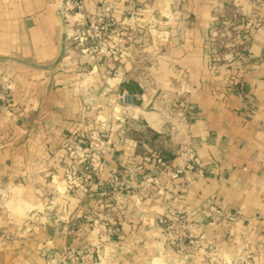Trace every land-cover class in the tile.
<instances>
[{
  "label": "rangeland",
  "instance_id": "obj_1",
  "mask_svg": "<svg viewBox=\"0 0 264 264\" xmlns=\"http://www.w3.org/2000/svg\"><path fill=\"white\" fill-rule=\"evenodd\" d=\"M53 9L57 22L52 38L53 56L35 63L32 58L4 55L0 56V64L5 65L8 73L15 72L8 65H15L40 72H64L72 78L70 83L58 86L52 82L48 86L55 97L49 100L51 104L54 101L52 106L63 108L62 102L68 103L69 99L62 97V91L68 90L80 111L73 119L74 128L64 132L61 143L52 149L62 157L45 169L26 171L19 181L22 188H28L31 196L39 200L38 214L50 224L52 232L69 237L61 250L62 264H80L88 245L100 250L99 264L123 262L126 251L134 250L140 241L117 239L115 233L120 226H112L111 220L119 217L130 220L144 209V203L157 206L156 200L164 201L166 208L154 216L157 222L151 228L156 235L149 241L153 248L146 251L142 261L125 264H190V257L200 248L196 234L208 226L215 230L223 227L233 237L210 243L206 249L210 257L203 264H254L249 242L241 237L251 231L250 219L210 206L203 208L196 219L189 220L182 207L184 193L169 192L163 187L184 189L197 180V174L201 176L186 114L189 77L168 58H173L174 48L182 52V47H186L183 57L193 53L207 62L209 72L213 71L209 83L214 88L230 89L231 78L228 82L224 80L227 78L221 69L224 67L227 72L226 67L229 68L236 78L250 66V50L264 33V0H55ZM192 42L194 47H187ZM260 44L264 66V38ZM38 54L39 49L37 56H32L38 58ZM120 76L123 79L114 91L109 80ZM130 77L143 85L139 94H133L127 87ZM160 77L165 78L163 87L152 98ZM215 77H220L224 84H217ZM235 81V93H244V81L241 78ZM12 83L6 74L0 77V122L19 120L28 113L24 96H14V100L10 97ZM18 87L24 89L22 85ZM103 87L107 90L104 94ZM142 94L152 98L147 110L160 121L159 139L145 132L140 115L135 114L141 108L135 101H140ZM132 120L139 122L137 133L131 126ZM11 135L9 131L5 133L0 147ZM126 137L150 140V145L156 148L151 151L152 170L133 159L126 165L109 168L105 160L109 139L123 141ZM162 153L174 157L179 154L180 164L168 166L170 163L162 160ZM158 159L163 166L157 163ZM158 173H163L166 180L159 178ZM86 193L98 196L96 206L79 215L71 200H82ZM11 196L12 191H3L0 203ZM211 208L222 216L211 212ZM72 217L77 219L72 220L75 223L67 221ZM239 223H244L242 230L237 228Z\"/></svg>",
  "mask_w": 264,
  "mask_h": 264
},
{
  "label": "crops",
  "instance_id": "obj_2",
  "mask_svg": "<svg viewBox=\"0 0 264 264\" xmlns=\"http://www.w3.org/2000/svg\"><path fill=\"white\" fill-rule=\"evenodd\" d=\"M54 1L0 0V56L32 58L31 61L35 63L49 60L53 56L52 38L57 23L54 19ZM262 38L264 33L251 48L252 61L244 73L240 68L241 72L235 78L232 76L233 73L229 72V68L226 67V72L222 67L224 78H227L224 80L228 82L231 78V82L228 83L233 86L230 89L214 88V85L209 83L213 77L209 75H213V71L209 72L207 62L194 57L190 52L188 53L192 56L183 57L186 47H182V52L175 48L172 51L173 58L170 57L168 60L178 64L189 77V106L186 114L190 127V142L200 161L201 176L197 174V180L192 181L184 189L183 187L176 189L172 185L163 187V190L169 192L184 193L182 207L184 206L189 220L196 219L203 208L210 206L218 207L231 215L238 214L250 219L251 231L242 234L241 237L249 242V253L253 256L254 264H264V66L261 63L260 44ZM187 47H194L193 42ZM38 49L40 54L37 58ZM64 64L62 61L61 66ZM8 66L7 68H14L15 72H6L5 65L0 64V77L6 74L8 79L13 81L10 97L12 96L14 100V96H24L22 98L23 102L28 104V113L19 120L14 118L10 122H0V139L8 131L12 133L9 141L0 147V195L3 191H12L10 199L0 203V264H62L61 250L68 244L69 237L52 232L50 224L48 225L45 218L38 214L41 213L39 200L31 196L28 188H22L19 181L26 171L45 169L62 157L61 153L54 154L52 149L61 143V135L65 134L64 132L69 133L74 128L73 121L80 111L68 90L62 91V97L68 98L69 102H62L63 108L52 106L54 101L51 104L49 100L55 97L51 95L52 88L48 86L52 82L61 86L70 83L72 78L64 72L48 73L27 67L21 69L14 67L15 65ZM126 73L127 71L124 74ZM239 78L245 85L242 99L235 93L236 81L233 83L234 79ZM122 79L120 76L109 80L115 87L114 91L118 90ZM133 79L135 78L131 79L127 87L133 94H139L144 87L133 82ZM163 79L165 78L160 77L158 80V88L152 91V98H155L159 88L163 87ZM215 79L217 84H224L220 77ZM19 85L24 86V89L18 87ZM105 91L107 90L103 87L101 92L104 94ZM152 98L148 99L142 94L141 100L135 101L137 104L139 102L141 107L135 114L138 112L140 115L143 127L146 128L145 132L149 131L159 139L160 121L147 110ZM138 124L139 122L133 120L131 122L136 133L140 131ZM108 143L105 160L109 163L110 169H113L114 165H126L128 160L133 159L152 170L154 165L151 153L156 151V148L150 145V140L126 137L120 141L111 138ZM139 150L147 156L138 153ZM161 156L165 163H170L168 166H175L181 162L179 154L174 157L170 153H162ZM158 177L166 180L163 173ZM175 183L179 184V181ZM78 191L84 193L83 189ZM81 198L82 200H71L72 208L76 209L79 215L94 208L98 196L86 193ZM156 204L157 206L152 207L149 206L150 202L144 203V209L139 211V214L136 212L130 220H123L121 217L111 220L112 226H120L115 233L117 239L130 238L140 241L133 251H126L124 261L120 264L132 260L142 261L146 251L153 248L149 241L156 235L151 228L157 222L154 216L166 208L164 201L156 200ZM37 214L38 216H35ZM73 219L77 220L72 217L67 221L75 223ZM26 224L31 225L25 227ZM243 225L244 223H239L237 228L242 230ZM226 232L223 227L218 230L209 226L202 228L196 234L200 248L197 254L190 257V264H203V261L210 257L206 250L210 243L227 241L233 237L232 233ZM86 248L88 249L83 251L80 264H99L100 250L97 251L89 245Z\"/></svg>",
  "mask_w": 264,
  "mask_h": 264
},
{
  "label": "built area",
  "instance_id": "obj_3",
  "mask_svg": "<svg viewBox=\"0 0 264 264\" xmlns=\"http://www.w3.org/2000/svg\"><path fill=\"white\" fill-rule=\"evenodd\" d=\"M243 91H241L239 94H238V96L240 97V98H242V96H243ZM193 157V156H192ZM196 161V160H195ZM157 163L160 165V166H163L164 165V163H163V161L161 160V159H158L157 160ZM196 164H198L197 163V161H196ZM190 170H192L193 169V167L191 168V167H188ZM211 210V212H213V213H215V214H218V215H221V212L220 211H218V210H215V209H213V208H211L210 209ZM222 216V215H221ZM181 242L182 241H184V240H180Z\"/></svg>",
  "mask_w": 264,
  "mask_h": 264
}]
</instances>
